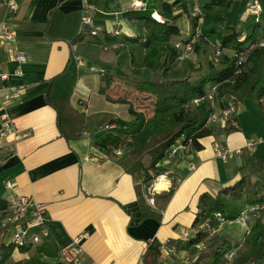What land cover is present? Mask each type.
Wrapping results in <instances>:
<instances>
[{
  "label": "crops",
  "instance_id": "obj_1",
  "mask_svg": "<svg viewBox=\"0 0 264 264\" xmlns=\"http://www.w3.org/2000/svg\"><path fill=\"white\" fill-rule=\"evenodd\" d=\"M10 1L17 3L16 11L8 10ZM104 2L98 0L89 11L92 19L102 22L96 24L102 32L91 36L81 23L85 0H0V24L5 21L16 34L15 44L0 49V72L8 75L6 81L0 80V90L23 89L6 105L12 129L0 136V198L9 200L16 191L43 204L48 237L40 243L49 241L57 253L47 257L32 246L26 253L15 250L10 262L37 256L44 264H65L60 249L83 234L82 264H190L185 252H169L168 241H186L195 234L192 224L199 195L215 196L239 179L241 168L249 175L250 163L264 161V115L245 101L236 108L238 129H224L215 121L214 134L200 140V150L177 144L175 152L158 164L166 175L163 187L148 188L144 161L126 155V140L114 122L131 121L129 108L137 111L131 98L143 93L113 72L125 50L138 46L122 38L144 34L135 18L157 14L158 0L147 1L143 10L125 9L123 0H117L120 9L111 12H106ZM115 30L119 35L114 36ZM81 32L82 40L73 44ZM103 32L115 42L104 40ZM10 48L24 54L26 61L12 62ZM143 57L144 51L137 61L131 52L137 63ZM17 68L21 75H15ZM126 68L136 82L140 71L147 70L132 67L131 62ZM47 93L66 101L67 106H60L59 128ZM1 122L0 117V129ZM246 140L255 142L251 150L243 149L225 162L215 157V145L233 150ZM172 186L173 193L164 202L162 195Z\"/></svg>",
  "mask_w": 264,
  "mask_h": 264
},
{
  "label": "trees",
  "instance_id": "obj_2",
  "mask_svg": "<svg viewBox=\"0 0 264 264\" xmlns=\"http://www.w3.org/2000/svg\"><path fill=\"white\" fill-rule=\"evenodd\" d=\"M97 1L85 0L89 5H95ZM245 1L239 4L236 0H158L163 20L152 18L153 13L140 15L135 19L141 22L144 34L122 38L143 49L142 65L153 75L150 81L137 82L134 85L137 92L153 98L151 115L146 117L143 113L129 108L133 114L131 121L114 120L119 126L118 134L123 136L124 141L129 140L130 151L127 154L134 160L143 161L144 156L148 158L146 165L141 164L146 185L153 176L164 172L158 164L173 146L183 144L190 145L195 150L202 148L200 140L215 132L214 127L208 125V118L215 109L222 110L230 106L237 108L243 102L249 101L264 115V47L258 45L260 41H264V0H258L262 7L261 14L257 19L250 18L252 22L248 30H243L242 25L238 27L244 23H240L238 19ZM194 4H198L200 8L202 23L199 22L200 16L192 12ZM175 7H179L191 20L192 34L183 42L191 41L197 34L195 31L199 30V41L211 45L215 51L216 48L219 49L218 58L224 60L220 67L216 69L211 65L206 74L193 81L185 75L184 70L174 69L182 54L181 48L177 49L174 45L186 44L180 42L183 38L182 31L176 23L180 15H173L172 9ZM104 9L111 12L120 9V5L117 0H105ZM83 33L74 37L72 43L81 41ZM102 34L104 40L108 38V42H115L114 38L109 39L104 32ZM194 47L197 50L199 45L195 43ZM241 55L243 60L237 65ZM134 62L132 59L131 63ZM190 68L193 69L192 66ZM101 92L103 93L102 90ZM201 98V101L191 106V102ZM46 100L57 112L59 128L60 106H67L66 101L50 97L48 93ZM257 165L264 169V161H258ZM149 171L153 173L152 176ZM239 172V179L219 190L215 196L207 192L199 195L192 224L197 230L192 237L186 241H168V245L175 251L186 253L190 264H264L263 211L247 214L248 217L250 215L256 219L250 229L247 228L248 232L245 233L242 244L233 243L226 235L210 234L201 227L207 222L209 228L215 230L224 222L236 221L242 211L264 204L263 185L252 181L245 168H241ZM173 189L174 186L162 195L164 202L170 198ZM245 207L247 208L244 209ZM7 209L8 200L0 198V221L4 219ZM215 213L220 214V219L214 217ZM3 228L5 237L8 227L3 225ZM32 246L37 254L47 257L57 254L52 244L46 240L36 245L26 244L16 251L26 253ZM197 246L203 247L198 251L200 248ZM14 251V244L1 240L0 264H44L37 256L10 262ZM231 253L232 257L228 259L227 256ZM150 259L155 262L156 255L152 254Z\"/></svg>",
  "mask_w": 264,
  "mask_h": 264
},
{
  "label": "built area",
  "instance_id": "obj_3",
  "mask_svg": "<svg viewBox=\"0 0 264 264\" xmlns=\"http://www.w3.org/2000/svg\"><path fill=\"white\" fill-rule=\"evenodd\" d=\"M149 0H133L131 6L133 9L143 10L146 7V3ZM247 9L245 10V17L252 16L255 19L258 18L260 13V3L257 0H251L245 6ZM18 5L15 1H10L8 4L9 11H16ZM93 9L92 5L87 3L84 4L81 15V23L84 27H88L89 33L91 36H97L102 32V29L98 26H95L93 23L92 16H90L89 11ZM192 12L196 15L200 16L199 22H202V13L198 8V4H194ZM156 13H153L154 16ZM197 34L193 39L183 46L179 44H175V48L180 49L183 54L179 57L180 59H184V53L192 51V44L195 38L199 37V30L195 31ZM114 36L119 35V31L115 30L112 32ZM16 43V34L15 31L4 21L0 24V49L5 48L8 44ZM259 46L264 47V41H260L258 43ZM9 56L12 62L17 64H22L26 61V56L22 53H19L15 48L9 49ZM220 56L219 49L216 48L214 53V57L216 59ZM243 60V55L239 56L237 60V65H240ZM15 75H21V71L19 68L15 70ZM8 79V75L6 73L0 72V80L6 81ZM23 94V89L17 87H10L8 91L3 93L0 90V117H1V129L0 136L5 137L9 133H11V121L6 111V105L11 100L19 98ZM201 99L194 100L193 103L197 104ZM213 105V102L211 103ZM218 121L222 128L224 129H238V123L236 120V108L234 106H230L226 109H215L209 116L208 122ZM109 128L108 126L106 129ZM255 145V142L252 140H246L244 146L236 149H228L223 148L218 145H215L213 148V152L215 157L221 159L223 162L227 161L234 154H240L243 149L251 150ZM176 150V146H173L172 149L167 154V157H170ZM116 156H120L121 152L116 151ZM190 170H194V166L189 168ZM6 187L8 189H12L13 186L10 183H6ZM264 212V204L260 206L250 207L240 213V216L236 220L237 222H241L242 225L246 227L247 214L249 212ZM214 217L220 219V214L215 213ZM45 222V208L44 205L38 202L33 201L29 197L19 195L16 191L13 192L12 196L8 200V209L3 219V225L8 228L11 227V238L10 242L14 244L15 250L17 248L24 246L26 244H39L40 241L44 238L48 237V232L44 226ZM209 231L210 234L215 233L214 229L209 228L207 222L201 226ZM247 229V227L245 228ZM84 239V235L80 234L71 239V241L60 249L59 257L62 262L65 264H82V259L84 256L83 249L81 243ZM199 247V246H197ZM173 247H170L169 252H174ZM228 259L232 257V253L229 254Z\"/></svg>",
  "mask_w": 264,
  "mask_h": 264
},
{
  "label": "rangeland",
  "instance_id": "obj_4",
  "mask_svg": "<svg viewBox=\"0 0 264 264\" xmlns=\"http://www.w3.org/2000/svg\"><path fill=\"white\" fill-rule=\"evenodd\" d=\"M238 1L239 4H241V2L245 1V0H236ZM251 0H246L244 3V8L242 9V13L239 17V21L240 23L244 22L243 24H240L238 27H240L242 25L243 27V30H248V26L251 24V20L250 18L252 16H249L248 18L245 17L246 15H244L245 13V10L247 9L245 6L247 3H249ZM258 1V0H257ZM129 0H123V3H124V7L125 9H128V10H133V7L131 6V3L133 2V0L130 1V3H128ZM259 2V1H258ZM198 3V1L196 2ZM260 3V2H259ZM156 6L158 8L157 10V14H155L154 16H152V18H154L155 20L157 21H162V12L159 11V2H156ZM159 4V5H158ZM199 8V7H198ZM260 13L259 15L261 14V10H262V7H261V4H260ZM200 10V8H199ZM91 11H94V7ZM172 12H173V15L174 16H177V15H180V18L177 19V24L179 23V21H183L184 23H181V30L184 29L185 31V34H182V37L180 42L181 43H186V42H183L185 39H187V37H189L191 34H192V25H191V20L189 16H187V14L185 15V13L180 10L179 7H175L172 9ZM92 16V15H90ZM254 17H252L253 19ZM259 18V17H258ZM255 19V18H254ZM95 20L94 21V25L96 24H101V19L99 17H95ZM101 22V23H100ZM202 23V22H201ZM97 26V25H96ZM88 27H84V30L88 31ZM200 38V37H199ZM199 38H195V40L193 41L194 44H192V51L191 52H187V53H184V59H178L176 61V64L174 65V69H177V70H184L185 71V75L188 76V78L193 81L195 79H198L200 76L206 74L208 71H209V67L212 65L214 68H218L222 65V62L224 61L221 57L220 58H217L214 57V51H215V48H213L211 45H208V44H205V43H201L199 41ZM199 41V42H198ZM195 43H197L199 45V47L197 48V50L195 49L194 45ZM131 46V45H129ZM133 47H128L126 50H125V53L123 54L124 56L121 58V60L119 61V64L116 65V69H115V72H113L114 75L116 76H119V78H128L130 81V83H133L134 85L137 83V78L130 74H127L126 73V64L127 65H130V62H131V52L133 53L134 52V55H135V58L136 60H140L141 59V55L143 53L142 51V48L138 47V46H134L132 45ZM131 52H130V51ZM179 53L181 54V51H179ZM183 54V53H182ZM181 56V55H180ZM144 58V57H143ZM134 59V58H132ZM135 60V59H134ZM143 62V60H142ZM142 62L141 63H137L136 61L134 62V64H132V67H138V69H140L141 67H143L142 65ZM192 66V70H191V67ZM109 68V67H108ZM109 70V69H108ZM106 72V71H105ZM127 74V76H126ZM140 79H138L140 82H145V81H150L151 79H153V76L151 77V79H149L146 75H151V72L147 69L145 71H140ZM139 78V77H138ZM161 78V76L159 77ZM133 95V92H129V95ZM147 95V94H146ZM142 97L140 98H134L132 97V102H133V105L135 107V110H137L136 112L138 113H143L146 117L150 116L151 115V112L153 110V103H154V100L153 98H143L145 97V94L143 95H140ZM148 96V95H147ZM209 99L210 96L208 97ZM212 101V100H211ZM191 106L195 105V103L191 102ZM209 124L211 126H215L216 125V122H209ZM106 128V127H105ZM129 142L126 141L124 143V148H125V153L127 155V152H129L130 148H129ZM143 161L145 163V165L147 164L148 162V158L146 156L143 157ZM248 172H249V175H250V178L252 179V181L254 182H260L263 187H264V169H261L255 162H252L248 165ZM150 175H153V173L150 171ZM159 176H164L166 177V175L164 173L158 175V176H153L152 177V180L149 182V184L147 185L148 188L150 189H154L153 188V183L155 182V180L159 177ZM6 196V195H5ZM7 198V197H5ZM247 207H245L244 209H246ZM249 214V213H248ZM255 217L253 216H250L247 217V220H246V227L248 229H250L251 225L253 224V222L255 221ZM223 228H220V225L217 229H215V234L217 235H228V236H232L234 239H239V243L242 244L243 242V238H244V235L245 233L248 232V229L246 230L245 226L241 224V222H237V221H233V222H224L223 224ZM219 229V230H218ZM11 232H12V229L11 227L8 228V230L6 231V235L4 237V234H5V230L3 228V220L0 221V241L3 240L4 242H9L10 241V238H11ZM4 237V238H3ZM203 246L199 247L201 250ZM240 248H242V246H240ZM186 256V255H185ZM187 258V256H186Z\"/></svg>",
  "mask_w": 264,
  "mask_h": 264
},
{
  "label": "bare ground",
  "instance_id": "obj_5",
  "mask_svg": "<svg viewBox=\"0 0 264 264\" xmlns=\"http://www.w3.org/2000/svg\"><path fill=\"white\" fill-rule=\"evenodd\" d=\"M153 187H154L155 189H158V188L163 187V177H162V176H159V177L155 180V182L153 183Z\"/></svg>",
  "mask_w": 264,
  "mask_h": 264
}]
</instances>
